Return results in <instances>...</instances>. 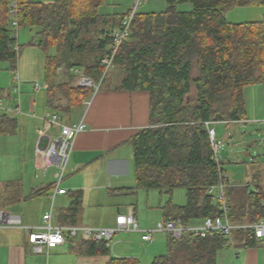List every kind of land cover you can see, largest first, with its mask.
I'll list each match as a JSON object with an SVG mask.
<instances>
[{
  "label": "trees",
  "instance_id": "16d2710c",
  "mask_svg": "<svg viewBox=\"0 0 264 264\" xmlns=\"http://www.w3.org/2000/svg\"><path fill=\"white\" fill-rule=\"evenodd\" d=\"M104 2L19 0L18 28H36L35 45L45 52L56 48L54 55L46 57V79L51 90L61 88L68 107L82 104L94 91L93 87L72 86V69L82 68L100 85L110 78V71L103 77L102 60L109 53L113 31L121 26L124 13L100 14ZM166 2L164 11H139L133 19L130 35L114 60V67L123 74L116 88L150 92V124L129 139L136 179L132 189L172 192L185 188L186 204L169 200L163 211L164 220L188 225L217 213L208 188L218 182L219 169L205 122L246 118L245 87L264 83V18L232 22L226 10L264 6V0ZM181 3H191L192 9L179 10ZM9 8L10 0H0V61H7L14 72L22 45L18 28L11 25ZM63 65L68 80L57 83L55 73ZM17 124L15 116L0 112V135L15 131ZM54 185L39 188L29 197L49 194ZM8 186L15 187V183ZM73 196L75 215L82 191H75ZM234 214L232 205L231 219L239 223ZM247 231L253 241V230ZM69 241L81 254L110 255L106 264H143L134 257H111L106 240L69 237ZM226 248L227 239L220 234L168 235L166 252L150 264H218L220 252Z\"/></svg>",
  "mask_w": 264,
  "mask_h": 264
},
{
  "label": "crops",
  "instance_id": "0c3cea01",
  "mask_svg": "<svg viewBox=\"0 0 264 264\" xmlns=\"http://www.w3.org/2000/svg\"><path fill=\"white\" fill-rule=\"evenodd\" d=\"M132 3L130 2L120 14L125 13ZM45 62L44 77L47 87L42 85L41 89L35 90L34 80L24 79V83L21 80L19 95L16 96L14 92L15 86L12 88L11 95L6 91L0 93V99L7 98L6 101L0 100L1 106L2 101L6 103L3 105V111L12 114L18 120L15 131L2 135L8 136L19 130L31 134L34 145L33 168L36 170L35 177L30 176L26 180L24 177L12 179L10 177L1 182L3 190L0 194V208L7 209L8 205L17 202L31 203L32 207L39 205L34 219H30L27 214L24 216L20 214L24 225L42 224L44 213L52 209L53 223L56 225L85 224L109 227L116 224L119 212H126L132 206L140 227L139 212L143 204L159 207L162 215L159 220H164L163 207L172 199L170 195L173 191L132 189L136 186V179L133 147L129 139L139 129L150 124V92L117 89L123 74L120 69H115L113 66L117 72L113 71L110 78L114 80L100 85L98 90L94 88L82 104L68 107V99L61 88L51 90L49 87ZM63 68L65 69L64 65L56 70L57 83L68 80L66 69L63 73L59 72ZM79 70L81 72L82 68ZM70 73L74 75L73 78L76 76L74 69ZM62 75L64 79L60 78L63 77ZM71 85L76 87L74 82H71ZM43 89L46 90L42 93ZM192 92L196 90L193 88ZM244 96L246 118L216 121L227 125L228 136H230L228 128L232 124L240 126L243 124L244 130V125H248V122L253 124L264 122V83L246 86ZM11 97L18 101L16 106L11 103ZM36 98L40 103L42 102L41 107ZM88 101H91L90 105L87 104ZM49 111L58 112L64 124L72 125L81 120L87 124L86 130L79 133L74 142L64 177L60 181V187L65 188L67 192L57 194L53 206L50 193L29 197L35 190L56 183L58 175L60 178L62 173L58 167L47 165L40 168L36 164V150L39 144L43 143L41 131L44 129V117ZM4 112L1 111V113ZM58 132L59 128L49 130L44 139L45 143ZM247 146V150L241 152L242 157L235 156V149H232L230 154L223 158H227L230 162L233 159L238 161L235 163H239L237 166H229V169L224 168L229 177L227 194L234 208V219L243 225V230L234 232L236 247L240 254L237 259L238 264H264V240L250 241L249 232L244 228L245 225L253 224L258 219H264V149L263 151L251 150L253 147L249 144ZM237 175H241V179L233 180ZM10 182L15 183V187L8 186ZM78 190L82 191V201L76 214L73 215V194ZM186 202L178 205H185ZM23 207L27 212L28 208ZM200 222L202 220L194 221L193 224ZM124 232L116 235L112 243H109L111 257H134L141 263L142 260L151 262L154 257L163 254L167 248L168 236L164 237L161 232L156 234V236L160 235L155 236L153 241L143 240L141 231H139L141 234H132L135 232L132 230ZM240 235H243L242 238ZM248 242L251 244L248 245ZM109 258L110 255L81 254L72 248L69 238L64 244L50 249L49 253H34L22 228H0V264H106ZM219 259L221 263L218 260V264H232L234 262L232 249H228V254L226 251L222 252Z\"/></svg>",
  "mask_w": 264,
  "mask_h": 264
},
{
  "label": "built area",
  "instance_id": "2783aa9c",
  "mask_svg": "<svg viewBox=\"0 0 264 264\" xmlns=\"http://www.w3.org/2000/svg\"><path fill=\"white\" fill-rule=\"evenodd\" d=\"M146 0H134V3L123 15L122 24L113 31V42L109 46L108 55L103 58L104 65L103 77L114 66V60L117 53L130 35L131 25L136 14L139 12V7ZM19 7V0H10V19L12 27L18 28L17 9ZM76 73V86L93 87L99 89L100 83L94 82L91 77L86 76L80 72L79 69H74ZM14 79L17 85L14 88L16 96L20 94L21 79L18 70L13 72ZM78 73H80L78 75ZM47 87V85H45ZM35 90L42 88L40 82H34ZM87 104H91L88 101ZM1 106V105H0ZM7 110H9L7 108ZM215 122V121H214ZM213 121H206L205 125L209 131L210 142L213 149V159L218 164L219 180L216 184L209 186L208 193L213 196V204L217 208V213L214 216H207L200 223L183 224L180 220L168 219L158 221L156 228L141 229L135 212L132 206L126 212H119L114 226H90V225H56L53 223L52 209L45 212L43 215V222L40 225H24L22 217L18 213L11 212L7 209L0 208V228H22L27 236V241L34 253L46 254L50 249L64 244L69 237L84 238L90 240H106L108 243L121 231H141L142 238L145 241H153L154 233L157 231L165 232L172 238H181L186 234L192 236H207L209 234H220L227 239L228 247L232 249L234 255V262L238 264L239 250L236 247L234 232L237 229H243V225L234 222L231 219L232 205L229 200L227 191L229 187V177L225 171L220 152L222 149L221 142L216 139V130L212 126ZM52 128H59V132L50 138L45 143L47 132ZM87 124L84 120L76 124H64L62 117L58 112L49 111L44 117V129L41 131L43 143L39 144L36 150V164L42 168L47 165L58 167L61 170V176L55 183L50 192L52 206L57 194H65L67 190L60 187V181L64 177L66 165L74 142L79 133L86 130ZM244 228L252 229L256 240H264V219H260L253 224L245 225Z\"/></svg>",
  "mask_w": 264,
  "mask_h": 264
},
{
  "label": "rangeland",
  "instance_id": "374dc122",
  "mask_svg": "<svg viewBox=\"0 0 264 264\" xmlns=\"http://www.w3.org/2000/svg\"><path fill=\"white\" fill-rule=\"evenodd\" d=\"M43 2H54L56 0H40ZM130 2L134 3V0H105L104 4L100 6L99 13L102 15H116L120 14L123 9L130 4ZM132 3V4H133ZM167 2L166 0H146L140 7V12H160L164 11L166 9ZM179 10H190L192 9L191 3H181L178 6ZM226 17L228 20L232 22H242V21H257L262 20L264 17V7L263 6H235L230 7L226 10ZM17 30V28H15ZM18 41L22 45L21 53L18 60V67L17 70L19 72V75L21 77V80L24 83V79H31L35 81L40 82L41 85H45V77H44V62L48 55H53L56 52V48L53 47L49 51L45 52L43 49H41L39 46L35 45V39L34 36L36 34V28H30V27H23L18 28ZM33 42V43H31ZM115 68V67H114ZM112 67L109 74L110 77L112 75V72L115 73L117 71L114 70ZM66 69V68H65ZM65 69L59 70L63 73ZM117 69V68H115ZM119 69V68H118ZM66 69V73H67ZM81 72H83L81 70ZM195 74L197 71H194ZM80 73H78L79 75ZM15 74L12 73L9 67V63L7 61H0V93H3L4 90L6 92H10L12 90L13 86L17 85L16 80L14 79ZM37 76V77H36ZM63 76V75H62ZM61 79H64L63 77H60ZM66 78V77H65ZM76 76L71 80V82H76ZM109 80H114L113 78H107L104 84L109 82ZM32 84V83H29ZM253 88V87H251ZM4 89V90H3ZM46 89H43L41 92L43 93ZM96 90V88H95ZM254 91V89H253ZM252 91V92H253ZM191 95L194 97L196 95V92H192ZM12 98V97H11ZM9 98V100H11ZM1 99H5L4 97H1ZM0 99V100H1ZM91 99V98H90ZM13 106H16L18 104V101L16 99L11 100ZM36 101H38V104L40 101L36 98ZM1 102V101H0ZM3 105H6L4 101H2V106H0V112H4L2 108H4ZM42 102L39 104L41 107ZM26 112V111H25ZM212 126L216 130V139L217 141L221 142L222 149L220 152V158L223 162V167L225 169H229V166H237L239 163L236 160L232 159V162L230 160L223 159L229 155L230 151L232 149H235L234 155L238 157H242V153L247 150V145H251L253 148L251 150H259L263 151L264 149V122H257L253 124V122H248V125H244L243 130V124H232L229 126L230 130V136H228V131L226 130L227 125L222 122H214L212 123ZM258 129H261L258 131ZM252 134V135H251ZM244 141V143H243ZM33 150L34 145L32 144L31 140V134H28L24 131H18L16 133L10 134L8 136L6 135H0V194L2 193V187L1 182L5 179H9L11 177L15 178H22L28 179L30 176L35 177L36 170L34 167V159H33ZM242 152V153H241ZM240 153V154H239ZM229 159V158H228ZM243 158H241L242 160ZM243 167V165H242ZM230 172V171H229ZM60 174V172H57ZM241 175H237L236 178L233 180L238 181ZM59 175L57 177L58 181ZM51 179V177H49ZM145 189V188H141ZM159 190V189H156ZM170 197H172V201L176 204H183L186 202V189L183 187H178L173 190ZM145 198V197H144ZM169 198V197H168ZM40 203V201H38ZM23 204V205H20ZM25 202L16 203V204H10L7 206V209L11 212H17L21 215L27 214L30 219H34L36 217V213L39 210V205H34L33 207L30 206L31 203L26 204ZM36 204V203H34ZM158 205V204H156ZM25 206L28 208L27 212L23 209ZM39 215V214H38ZM139 216L141 218L140 221V227H143L142 229H153L156 228V225L159 219H161V210L159 207H150L146 204H143L140 208ZM134 231V230H132ZM158 232H161V234H164V237L168 236L165 232L157 231L154 233V238ZM125 233L124 231L119 232L117 235ZM137 234L139 231L132 232V234ZM141 234V233H139ZM160 234H158L156 237H158ZM113 240L110 241L112 243ZM228 249H223L220 252V255L222 252L226 251L228 254ZM166 250L164 251V253ZM234 256V255H233ZM220 263H221V259ZM142 263L144 264H150L148 260H142Z\"/></svg>",
  "mask_w": 264,
  "mask_h": 264
}]
</instances>
